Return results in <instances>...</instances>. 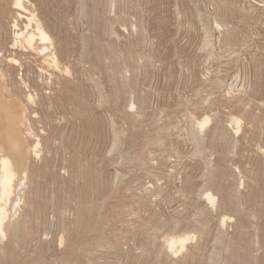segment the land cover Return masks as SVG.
Instances as JSON below:
<instances>
[{
  "label": "rangeland",
  "instance_id": "rangeland-1",
  "mask_svg": "<svg viewBox=\"0 0 264 264\" xmlns=\"http://www.w3.org/2000/svg\"><path fill=\"white\" fill-rule=\"evenodd\" d=\"M18 1L0 94L38 154L0 264H264V0Z\"/></svg>",
  "mask_w": 264,
  "mask_h": 264
},
{
  "label": "bare ground",
  "instance_id": "bare-ground-1",
  "mask_svg": "<svg viewBox=\"0 0 264 264\" xmlns=\"http://www.w3.org/2000/svg\"><path fill=\"white\" fill-rule=\"evenodd\" d=\"M20 1H18L19 4H20ZM20 5H22V3ZM26 9L27 8H25V10ZM27 11H28V9H27ZM27 11H24V12H27ZM27 14L31 15L32 13L27 12ZM33 21L34 20L32 19V22ZM29 23L31 24V19H30ZM36 25H37L36 26L37 32L40 33L37 35H41L40 38L43 37L41 40H44V38L46 39V35H45L44 31L40 27L41 25H38L37 23H36ZM33 33H35V32H33ZM33 33H31V35H34ZM30 37H28V38H30ZM34 39H35V37H34ZM41 42H43V41H41ZM40 48H42V47H40ZM48 58H50V57H48ZM44 60L46 61L47 59L45 58ZM50 63L48 62V65ZM51 65H53V64H51ZM3 76L4 75H2V77ZM1 79H4V77L0 78V80ZM1 82H3V81H1ZM1 82H0V84H1ZM2 85H0V86H2ZM2 87L5 88L7 86L4 85ZM2 87H0V89H1L0 91H3ZM6 89H8V88H6ZM5 91L9 92V90H5ZM0 93H3V92H0ZM5 93H4V95L0 94V232H1V236H4L6 234V224L8 223L7 221L9 219V216H12L10 213H12V211L17 207L16 204H18L17 202H19V200L22 196V195H20V193H22L23 188H25V187L22 188V186L24 184V179L29 174L28 173L29 162L32 160L33 157H35L38 154L36 146L31 147L30 146L31 144L29 145L27 143L28 140H26V138L24 137L25 136L24 133H27V134L31 133L30 129L25 126L26 123L23 120L24 110L20 111V112L17 111L19 109L18 107H20V106L18 105L17 108H15L16 105L14 106V104H11V103H16L17 99L15 102H12V100L14 99V97H13L8 102V100H6V98H5V96H6ZM8 94L9 93H7V95ZM29 136H31V135H29ZM10 221H12V220H10ZM10 224H11V222H10ZM175 242H177V241L173 240L171 243H175Z\"/></svg>",
  "mask_w": 264,
  "mask_h": 264
}]
</instances>
